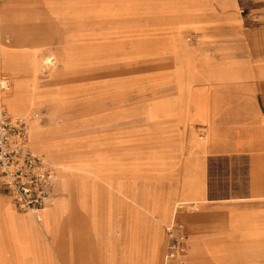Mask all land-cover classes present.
I'll return each mask as SVG.
<instances>
[{
	"label": "rangeland",
	"instance_id": "374dc122",
	"mask_svg": "<svg viewBox=\"0 0 264 264\" xmlns=\"http://www.w3.org/2000/svg\"><path fill=\"white\" fill-rule=\"evenodd\" d=\"M79 1L0 0L3 41L8 42L13 29L24 38L25 43L15 45L13 49L34 53L38 65L29 77L31 82L43 90L57 91L61 101L54 110L48 101L31 109L28 103L27 108L18 113H10L5 107L1 109L11 115L38 118L30 122L29 143L57 173V191L61 199L66 196L65 186L69 179L71 181L68 187L71 208H58L57 217L50 218L49 231L40 230L38 226L40 234L37 243L35 241L36 247L33 245L32 257L39 261L46 259L47 264H123L120 259L126 252L129 264H179V259L187 253V241L183 252L169 258L167 228L172 224L180 225V233H184L189 223L183 218L201 211L208 202L204 199L178 208L176 204L181 198L173 196L169 219L162 221L160 213L149 212L153 206L146 205L145 195L146 198L138 199L133 194V162H144L141 157L146 151L153 150V146L161 149L162 134L167 136L169 131L170 155L176 156L173 147L176 140H172V132L176 130L171 125L173 117L163 118L162 113H157L151 118L148 110L154 103L173 102L178 80L185 91L188 82L185 75L192 72L193 59H202L201 53L209 50L204 49L210 39L207 35L224 29L227 19L240 17L241 9L225 3L217 5L220 0H87L86 11H90V18L86 20L82 16L84 25L78 27L70 12L72 7H78ZM92 12H105L107 17L98 21L92 18ZM110 48H116L120 55L116 63L64 64L65 54L79 58L85 54L86 62L93 64L103 54H108ZM47 57L51 62L44 65ZM66 79L69 82L66 83ZM103 83L110 86L98 89ZM103 102V105H97ZM167 108L169 110L168 106L160 107V110L165 113ZM39 120L44 125L39 139L41 144L55 142L66 145L64 150L40 151V147L32 144L30 127L33 121ZM56 125L66 128L61 135L51 133ZM147 135L153 138L146 139ZM188 166L191 163L187 161ZM176 167L171 163V182L175 185L178 183ZM90 170L96 176H91ZM112 173L120 174L118 177L127 186L116 181L113 188L128 195L126 198L121 195L124 207L116 214L117 225L111 219L112 214L106 212L105 215L108 208H103L102 213L100 208L92 207L99 185L88 191L86 214L79 210L81 195L77 176L85 177L86 183L90 184L89 179L113 181L109 178ZM105 185L103 190L112 193L108 184ZM132 197L133 202L129 199ZM8 204L16 213L24 214L10 200ZM52 210L49 208L50 212ZM133 211L136 219H133ZM26 221L31 220L27 218ZM29 223L38 224L33 220ZM24 225L28 226L27 223ZM13 230V225L7 221L5 232L9 237V248L0 246L1 264H5L4 259L8 264L12 256L18 257ZM112 250L117 251L113 253Z\"/></svg>",
	"mask_w": 264,
	"mask_h": 264
},
{
	"label": "crops",
	"instance_id": "0c3cea01",
	"mask_svg": "<svg viewBox=\"0 0 264 264\" xmlns=\"http://www.w3.org/2000/svg\"><path fill=\"white\" fill-rule=\"evenodd\" d=\"M86 2L80 0L78 7L69 11L78 27L84 25L82 16L86 20L90 18ZM216 4L240 7L242 13L238 18L227 19L224 29L207 35L210 39L204 49L209 50L201 53L202 59H193L192 72L185 75L188 81L185 91L178 80L173 102L165 100L149 108L151 118L157 113H162L163 118L167 115L173 117L171 125L176 130L172 132V140H176L173 146L176 156L170 155V131L167 136L162 134L161 149L153 146V150L146 151V155L141 157L144 162H133V194L138 199L145 195L146 205L153 206L149 212L160 213L164 222L170 216L171 197L181 198L176 204L178 208L207 200L205 208L183 218L189 223L188 226L185 224L182 233L184 245L187 241V253L179 259V264H264V0H220ZM77 10L82 12L75 13ZM92 13V18L98 21L107 17L105 12ZM13 30L8 43L3 41L0 33V101L3 94L15 93L27 96L30 109L45 101L50 102L53 110L56 109L61 102L57 91L43 90L31 82L29 77L37 69V59L27 49H13L15 45L25 43L24 38ZM109 51L112 62H106L102 57L93 64L85 63L118 62L120 55L116 48ZM64 62L66 66L83 63L67 59L66 54ZM2 83L7 86L3 87ZM109 86L103 83L97 88ZM22 105L24 110L26 104ZM166 106L169 110L167 108L164 113L160 107ZM30 128V140L41 148L40 151L51 148L61 152L65 149L66 145L55 142L41 144L39 139L44 125L40 120L33 121ZM65 129L56 125L51 133L61 135ZM149 136L145 138L151 140L153 137ZM187 161L192 167H186ZM171 163L177 166V185L171 182ZM138 170H141L140 174L135 173ZM118 176L120 174L112 173V178H109L113 181L89 179L90 184L86 183L85 177L77 176L81 195L79 210L86 214L88 191L99 185L101 190L96 191V203L92 207L100 208V212L108 208L105 215L112 214L111 219L117 225L116 214L124 207L122 196L128 197L127 193L125 196L113 188L116 181L127 187ZM106 183L109 190L112 189L110 194L103 190ZM70 186L69 179L68 186H65L66 196L63 199L60 196L37 220L30 214L13 211L8 204L10 198L0 185V246L9 248V237L5 232L7 221L13 225L18 244L17 259L12 256L8 264H42V260L32 257L40 234L38 226L44 231L51 229L49 208H53L52 215L56 217L58 208H71ZM129 199L133 202V197ZM176 207L175 210L178 209ZM134 212L133 219H136ZM27 218L38 224L31 225ZM27 233H31V237ZM115 251L112 250L113 253ZM5 260L3 263L6 264ZM123 262L129 264L126 252L120 259V263Z\"/></svg>",
	"mask_w": 264,
	"mask_h": 264
},
{
	"label": "built area",
	"instance_id": "2783aa9c",
	"mask_svg": "<svg viewBox=\"0 0 264 264\" xmlns=\"http://www.w3.org/2000/svg\"><path fill=\"white\" fill-rule=\"evenodd\" d=\"M31 118L11 115L0 108V185L16 209L40 220L43 211L60 195L54 168L30 146ZM180 227L172 224L167 228L169 258L185 249Z\"/></svg>",
	"mask_w": 264,
	"mask_h": 264
},
{
	"label": "bare ground",
	"instance_id": "6f19581e",
	"mask_svg": "<svg viewBox=\"0 0 264 264\" xmlns=\"http://www.w3.org/2000/svg\"><path fill=\"white\" fill-rule=\"evenodd\" d=\"M107 53L108 54H106V53L103 54V55L100 54L102 56L99 57L98 59H101L102 57H104V61L112 62L111 58L109 57V56H111V53H110L109 49H108ZM66 56H67V59L72 58V59H76L78 61H83V62H86L87 59H88V57H86L85 54L82 55L83 58L82 57L79 58V56H77L78 58L76 56H71V55L69 56L68 54H66ZM49 62H51V58L48 57V58H46L44 60L43 64L46 65ZM5 84L6 83H2V86L5 87L6 86ZM24 103L26 104V108H27L28 103H29V100L27 101V96L25 97V96H22L21 94L19 95V94H15V93H10L9 95L3 94L2 97H1V101H0V108H4L5 107V108H7L9 110L10 113H18L19 111L22 110L21 107L23 106L22 104H24ZM33 119H38V118H34V117L31 118V120H33ZM31 120L29 121V125H30ZM61 129H62V127H61ZM61 131H63V130H61ZM90 173H91V176H96V173L93 170H90ZM52 216L53 215H52V212H51L50 218ZM49 221H50V219H49ZM42 264H47L46 260H42Z\"/></svg>",
	"mask_w": 264,
	"mask_h": 264
}]
</instances>
